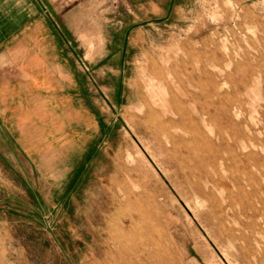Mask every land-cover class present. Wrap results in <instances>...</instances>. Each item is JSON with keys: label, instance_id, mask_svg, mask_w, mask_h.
Instances as JSON below:
<instances>
[{"label": "rangeland", "instance_id": "374dc122", "mask_svg": "<svg viewBox=\"0 0 264 264\" xmlns=\"http://www.w3.org/2000/svg\"><path fill=\"white\" fill-rule=\"evenodd\" d=\"M3 13L0 264H264V0Z\"/></svg>", "mask_w": 264, "mask_h": 264}, {"label": "crops", "instance_id": "0c3cea01", "mask_svg": "<svg viewBox=\"0 0 264 264\" xmlns=\"http://www.w3.org/2000/svg\"><path fill=\"white\" fill-rule=\"evenodd\" d=\"M17 26V22L13 17H10L8 13L0 14V42L7 41L9 37L12 35L15 27ZM9 110V109H7ZM0 111V115H5L9 113V111Z\"/></svg>", "mask_w": 264, "mask_h": 264}, {"label": "bare ground", "instance_id": "6f19581e", "mask_svg": "<svg viewBox=\"0 0 264 264\" xmlns=\"http://www.w3.org/2000/svg\"><path fill=\"white\" fill-rule=\"evenodd\" d=\"M147 89H148V88H147ZM148 91H149V90H148ZM140 112H141V109H140ZM235 116H236V115H235ZM239 120H240V119H239ZM207 128H208V127H207ZM243 134H244V133H243ZM250 134H251V133H250ZM243 150H244V149H243ZM250 151H251V150H250ZM213 153H214V152H213ZM249 154H250V153H249ZM214 155H215V154H214ZM242 155H244V154H242ZM252 155H253V153H252ZM252 155H251V156H252ZM251 156H250V157H251ZM255 156H256V155H255ZM250 157H249V158H250ZM252 157H253V156H252ZM252 157H251V158H252ZM256 157H257V156H256ZM253 158H255V157H253ZM254 160H255V159H254ZM260 162H261V161H260ZM262 162H263V160H262ZM262 162H261V164H262ZM256 163H257V162H256ZM251 165H252V164H251ZM244 166H245V165H244ZM256 166H257V164H256ZM259 166H263V167H264V162H263V165H259ZM263 167H262V168H263ZM247 168H248V167H247ZM252 168H253V166H252ZM255 169H256V168H255ZM253 171H254V170H253ZM257 171H258V170H257ZM258 172H259V171H258ZM246 173H247V172H246ZM255 175H256V174L254 173V176H255ZM232 176H233V175H232ZM245 176H246V175H245ZM260 176H261V175H260ZM263 176H264V175H263ZM233 177H234V176H233ZM250 177H251V175H250ZM255 177H256V176H255ZM242 178H243V177H242ZM252 178H253V176H252ZM244 179H245V178H244ZM236 182H237V181H236ZM237 183H238V182H237ZM253 183H254V182H253ZM255 185H256V183H255ZM252 186H253V185H252ZM243 187H244V186H243ZM238 189H239V188H238ZM238 189H237V190H238ZM241 189H242V186H241ZM249 189H250V188H249ZM243 190H244V189H243ZM255 190H256V189H255ZM245 192H246V191H245ZM236 193H237V192H236ZM233 194H234V193H233ZM249 195H250V194H249ZM244 196H245V195H244ZM246 196H247V195H246ZM248 197H249V196H248ZM243 198H244V197H243ZM246 198H247V197H246ZM250 198H251V196H250ZM248 199H249V198H248ZM252 199H253V198H252ZM247 201H248V200H247ZM241 205H242V204H241ZM233 206H234V205H233ZM237 206H239V205H237ZM237 206H236V207H237ZM242 206H243V205H242ZM252 206H253V205H252ZM240 207H241V206H240ZM232 208H233V207H232ZM241 208H242V207H241ZM242 209H243V208H242ZM237 210H238V208H237ZM234 211H235V210H234ZM240 212H241V211H240ZM245 212H246V211H245ZM250 213H251V212H250ZM258 213H259V212H258ZM262 213H263V211H262ZM236 214H237V213H236ZM245 215H246V214H245ZM234 216H235V215H234ZM234 216H233V217H234ZM248 218H249V217H248ZM251 219H252V218H251ZM261 219H262V218H261ZM227 220H229V219H227ZM229 221H230V220H229ZM231 221H232V220H231ZM231 221H230V222H231ZM250 221H251V220H250ZM262 223H263V222H262ZM244 224H245V223H244ZM263 227H264V225H263ZM257 229H259V228H257ZM260 229H261V228H260ZM243 230H244V229H243ZM254 231H255V229H254ZM244 232H245V231H244ZM250 232H251V231H250ZM255 233H256V231H255ZM255 233H254V234H255ZM241 235H243V234H241ZM241 238H242V237H241ZM252 238H253V236H252ZM247 239H249V238H247ZM247 239H246V240H247ZM259 255H260V254H259ZM263 258H264V257H263Z\"/></svg>", "mask_w": 264, "mask_h": 264}]
</instances>
